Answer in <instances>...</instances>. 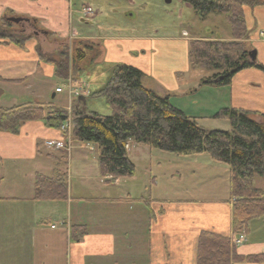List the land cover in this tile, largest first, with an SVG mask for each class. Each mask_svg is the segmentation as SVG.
I'll list each match as a JSON object with an SVG mask.
<instances>
[{
    "label": "crops",
    "instance_id": "crops-1",
    "mask_svg": "<svg viewBox=\"0 0 264 264\" xmlns=\"http://www.w3.org/2000/svg\"><path fill=\"white\" fill-rule=\"evenodd\" d=\"M75 8L74 0H0V18L26 19L13 23L18 28H10L8 34L25 32L27 24L32 29L21 35L23 41L0 39V100L9 104L0 108L50 105L69 110L70 106H62L55 99L62 86L72 98L69 88L76 90V81L69 79V68L61 70L57 62L66 56L72 65L78 50L83 58L75 62L85 68L77 73L80 83L84 81L87 87L85 102L106 84L118 64L139 69L144 74L142 85L167 95L170 102L172 92L183 97L182 88H196V81L186 85L177 82V74L190 67L187 38L142 32L132 35V31L114 24L94 26L97 12L82 3L78 7L81 12L89 8L93 14V19L83 22L84 18L75 16L79 13ZM242 10L247 41L254 51V59L249 55L248 59L264 66V0L243 5ZM46 41L62 46L61 52L55 48V56L43 55ZM179 46L185 54L182 62L172 58L173 49L178 51ZM165 47L171 51V58L165 57ZM97 68L105 76L93 92L88 80ZM208 73L196 79L202 86L216 87V94L210 98L221 102L212 107V115L220 108L234 107L252 112L257 121L262 119L264 73L260 69H242L227 85L215 79L206 83ZM67 118L70 126L65 134L71 139L68 156L46 146L47 140L61 139L64 133L45 120L25 121L16 133L0 130V264H197L201 233L230 240L239 233L232 228L234 199L229 192L228 165L207 154L183 157L156 153L129 140L125 148L134 174L110 179L99 171L97 146L75 139L70 115ZM38 175H64L65 197L36 198ZM243 232L245 241L231 242L236 255L264 254V216L250 220Z\"/></svg>",
    "mask_w": 264,
    "mask_h": 264
},
{
    "label": "trees",
    "instance_id": "trees-1",
    "mask_svg": "<svg viewBox=\"0 0 264 264\" xmlns=\"http://www.w3.org/2000/svg\"><path fill=\"white\" fill-rule=\"evenodd\" d=\"M179 1L202 17L224 14L234 38H242L247 32L242 10L244 0ZM14 25L0 18V39L23 41L21 34L7 33ZM82 58L81 51H75L72 66L77 67L75 61ZM188 60L192 68L210 72L205 78L206 83L220 78L218 84L227 85L235 73L250 67L264 73V66L249 61L248 49L242 42L193 39L189 42ZM57 64L61 70L69 68L66 56ZM142 77L143 73L130 65L118 64L112 69L106 84L94 93L104 99L111 110L109 115L83 112L82 101L77 99L78 104L70 113L75 139L97 146L99 171L110 179L134 174L135 167L125 148L129 140L180 156L207 154L212 160L228 165L229 192L234 199L232 228L234 232L246 231L250 220L264 216V190L254 186L256 176L264 177V115H261L262 121H257L250 111L223 107L212 117L227 120L230 129H206L198 125L194 117L174 106L167 95L145 88ZM45 112L44 107L38 105L0 108V130L16 133L21 123L34 119L45 120L47 125L60 128L67 118L61 109ZM35 187L36 198H64L65 176L38 175ZM198 246L197 264L264 261V254L236 255L228 237L212 233H201Z\"/></svg>",
    "mask_w": 264,
    "mask_h": 264
},
{
    "label": "rangeland",
    "instance_id": "rangeland-1",
    "mask_svg": "<svg viewBox=\"0 0 264 264\" xmlns=\"http://www.w3.org/2000/svg\"><path fill=\"white\" fill-rule=\"evenodd\" d=\"M167 1L168 0H74V8L76 7L75 9H78L79 12L75 13V16L84 18L82 19L83 22L89 19H93V14L91 13V11L87 13L82 11L84 13V15H82L81 9L78 8L82 3H86L87 5H89L93 12H97L99 16L98 18H96L97 24L95 23L94 26H97L99 24H114V26H120V28H125L127 31H132V35H136L138 32H142V34L149 33L166 38L172 36H180L187 38L186 41L188 43L190 42V40H192L191 38H195L198 40L212 39L225 42H242V44L245 45L246 49H248V52L251 50L252 47L247 41L248 32L244 33L242 38H234L230 33L231 27L226 21L224 14H209L205 17H202L200 14L196 13L189 5L182 3L179 0H169V2ZM244 1V5H252L253 3L262 2L263 0ZM12 28H18V26L14 25V27ZM31 30L32 29H30L27 24L25 32H16L21 35H27L29 34V32H31ZM216 36L219 38H214ZM47 42L48 41L45 42L42 50L43 55L48 57L50 55L55 56V48H58L59 52H61L62 46L58 47L57 44L54 43L50 45ZM60 43V45H64V43ZM66 45L68 46V42H66ZM167 49V47L164 48V55L166 58H171V51ZM161 52L162 50L157 51L158 54L160 53V55H162ZM178 54L181 58L178 57ZM172 55H174L172 56V58L175 61H184L185 54L184 50L181 49V46H179L178 51H176V49H173ZM151 56L152 55L149 54L150 58ZM68 66L69 79L73 82L74 80L76 81L75 87L78 88L76 89V91L79 92V94L84 95L87 87L84 81L80 83L81 79L77 76V73L84 70L85 68H83V66L73 67L71 65V61L68 62ZM100 70L101 69L97 68L90 75L91 77L89 76L90 79L88 77V82H90L89 84H91V89L93 90V92L97 89V84L105 76V72H99ZM182 72L183 75L181 74ZM200 74H206V70L200 68H192L191 66L187 70H181L180 73L177 74V82L179 85H186L188 82L193 81H196L197 85H195L196 88L192 90H190L189 88H182L181 92H185V94L182 95L183 97H176L175 95H173L175 92H172L171 97L173 100H171V103L180 107L186 115L194 117L197 124L206 129L229 130L230 124L227 120L217 119L209 116L212 115L214 111L212 107L218 105L217 103H220L221 100L215 101L211 99L212 96L216 94V87L205 84V86H202L201 83L197 82L196 78L199 77ZM200 86H202V89L198 88ZM61 88L62 92L57 94L55 102L65 107L70 106L69 110H64L69 116L73 106H77L78 104V100L76 98L77 96H72L71 98V96H69L68 88L66 86H62ZM210 88L214 92L213 94L211 93L212 91L210 90ZM196 90L198 91L195 92ZM3 105H9L8 101L4 100L3 102V100H0V107ZM85 107L89 111H94L104 115H109L111 113V110L106 105L104 99L102 97L94 96V93L86 97ZM44 109L46 110V112H49V110L51 109L59 110V108H54L50 105H45ZM258 120L262 121L263 119ZM155 151L157 153L159 150L155 149ZM254 186L256 188L264 190V177L256 176L254 179Z\"/></svg>",
    "mask_w": 264,
    "mask_h": 264
},
{
    "label": "built area",
    "instance_id": "built-area-1",
    "mask_svg": "<svg viewBox=\"0 0 264 264\" xmlns=\"http://www.w3.org/2000/svg\"><path fill=\"white\" fill-rule=\"evenodd\" d=\"M83 12L87 13L90 12L89 8H84ZM69 87H70V82L68 83ZM71 94L73 95H77L79 94V92H77L74 88L72 89V87L69 88ZM78 89V88H77ZM56 91L60 92L61 88H56ZM69 118H66V120L61 124L60 126V130L64 133L63 137L61 139H55V140H47L45 142L46 146L54 149V150H58L63 152L64 154H69L70 149H71V139L69 138L68 134V130H69V126H70V122L68 120ZM54 227V226H52ZM245 241V235L243 233L238 234L236 237H234L232 239V243L234 244H239L241 242Z\"/></svg>",
    "mask_w": 264,
    "mask_h": 264
},
{
    "label": "water",
    "instance_id": "water-1",
    "mask_svg": "<svg viewBox=\"0 0 264 264\" xmlns=\"http://www.w3.org/2000/svg\"><path fill=\"white\" fill-rule=\"evenodd\" d=\"M169 2V0L167 1ZM7 21L9 22H12V23H21L23 21H26V19H23V18H19V17H14V16H10V17H6L5 18ZM248 55L250 56V58L253 60L254 59V51H249L248 52ZM220 80V78H217L214 80V82H218ZM79 100L82 101L83 105H82V111L83 112H86V108L84 106V103H85V98L83 96H79Z\"/></svg>",
    "mask_w": 264,
    "mask_h": 264
}]
</instances>
